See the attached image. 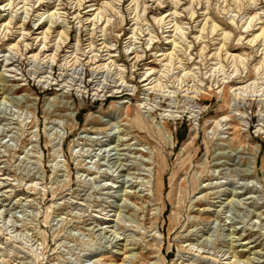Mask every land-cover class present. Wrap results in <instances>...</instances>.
Returning <instances> with one entry per match:
<instances>
[{
  "label": "rangeland",
  "instance_id": "obj_1",
  "mask_svg": "<svg viewBox=\"0 0 264 264\" xmlns=\"http://www.w3.org/2000/svg\"><path fill=\"white\" fill-rule=\"evenodd\" d=\"M263 55L264 0H0V264H264Z\"/></svg>",
  "mask_w": 264,
  "mask_h": 264
},
{
  "label": "bare ground",
  "instance_id": "obj_2",
  "mask_svg": "<svg viewBox=\"0 0 264 264\" xmlns=\"http://www.w3.org/2000/svg\"><path fill=\"white\" fill-rule=\"evenodd\" d=\"M177 4V3H176ZM102 13V12H101ZM255 22V21H254ZM7 32V31H6ZM45 35V34H44ZM43 35V36H44ZM141 35V34H140ZM224 36V35H223ZM47 38V37H46ZM228 38V37H227ZM256 38V37H255ZM43 43V42H42ZM27 46V45H26ZM57 46V45H56ZM90 46V45H89ZM92 47V46H91ZM18 48V47H17ZM45 48V47H44ZM46 49V48H45ZM16 51V50H15ZM19 54V53H18ZM56 54V53H55ZM99 55V54H98ZM264 56V55H263ZM96 57V56H95ZM95 59V58H94ZM264 59V58H263ZM73 67V66H72ZM98 69V68H97ZM144 80H147V78L146 79H144ZM93 81L91 80L90 82H89V84H91ZM88 84V85H89Z\"/></svg>",
  "mask_w": 264,
  "mask_h": 264
}]
</instances>
